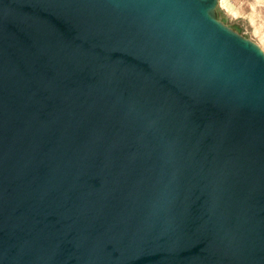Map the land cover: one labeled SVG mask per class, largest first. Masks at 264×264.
<instances>
[{
    "label": "water",
    "instance_id": "water-1",
    "mask_svg": "<svg viewBox=\"0 0 264 264\" xmlns=\"http://www.w3.org/2000/svg\"><path fill=\"white\" fill-rule=\"evenodd\" d=\"M216 2L0 0V264H264V59Z\"/></svg>",
    "mask_w": 264,
    "mask_h": 264
},
{
    "label": "crops",
    "instance_id": "crops-1",
    "mask_svg": "<svg viewBox=\"0 0 264 264\" xmlns=\"http://www.w3.org/2000/svg\"><path fill=\"white\" fill-rule=\"evenodd\" d=\"M217 10L220 16L230 19L236 18L237 21L249 22V40L256 45L264 48V0H217L213 10L216 19Z\"/></svg>",
    "mask_w": 264,
    "mask_h": 264
},
{
    "label": "rangeland",
    "instance_id": "rangeland-1",
    "mask_svg": "<svg viewBox=\"0 0 264 264\" xmlns=\"http://www.w3.org/2000/svg\"><path fill=\"white\" fill-rule=\"evenodd\" d=\"M217 11H218L217 17L223 18L221 20L218 19L221 22L223 27L230 30L232 33L236 34L240 38H244L246 40L249 39L250 31L252 30V29H250L249 22L245 21L244 23H242V21L241 22L237 21L236 18H230V19L224 18V17H222V15L220 16L219 10H217ZM212 13H213L212 15H214L215 12H212ZM241 41H244V40H241ZM246 42L251 43L250 41H246ZM253 45L256 46L257 49H259L261 51L262 55L264 56V48H262L258 45H255V44H253Z\"/></svg>",
    "mask_w": 264,
    "mask_h": 264
},
{
    "label": "bare ground",
    "instance_id": "bare-ground-1",
    "mask_svg": "<svg viewBox=\"0 0 264 264\" xmlns=\"http://www.w3.org/2000/svg\"><path fill=\"white\" fill-rule=\"evenodd\" d=\"M200 9H202V12H203V8L200 7ZM209 22L211 23V25L216 28L217 30L220 29V30H223L227 33L226 30H224L223 28H221L219 26V24L215 21H212V20H209ZM229 33V32H228ZM228 35V34H227ZM230 36V35H229ZM232 37V36H231ZM236 39L240 44H242L243 46L249 48L250 50L254 51L257 55H259L260 57H262L264 59V56L262 55L261 51L259 49H257L256 46H254L252 43H249V42H246V41H241L237 38H234Z\"/></svg>",
    "mask_w": 264,
    "mask_h": 264
}]
</instances>
